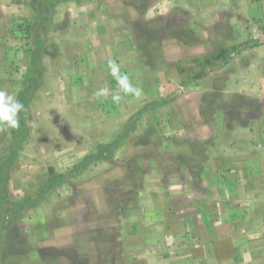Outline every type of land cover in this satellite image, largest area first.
<instances>
[{
  "label": "rangeland",
  "instance_id": "obj_1",
  "mask_svg": "<svg viewBox=\"0 0 264 264\" xmlns=\"http://www.w3.org/2000/svg\"><path fill=\"white\" fill-rule=\"evenodd\" d=\"M243 15H264V0H0V88L27 85L36 35L44 42L42 69L24 97L28 135L9 169L7 200L20 209L14 218L8 204L0 209V264L35 256L43 264H97L93 241L112 227L121 234L145 177L166 184L198 166L188 159L206 148L260 156L261 114L249 112L257 100L230 112L238 95L221 92L248 91L245 66L217 59L221 44L233 51L231 32L253 22ZM108 60L143 90L139 98H93L105 84L116 87ZM203 72L213 89L191 84ZM198 108L208 119L219 113L206 141L189 138ZM11 142L12 130H0V156ZM55 174L68 179L54 184ZM116 196L124 206L118 219L110 213ZM73 251L89 262H74Z\"/></svg>",
  "mask_w": 264,
  "mask_h": 264
},
{
  "label": "crops",
  "instance_id": "obj_2",
  "mask_svg": "<svg viewBox=\"0 0 264 264\" xmlns=\"http://www.w3.org/2000/svg\"><path fill=\"white\" fill-rule=\"evenodd\" d=\"M242 19L253 22L227 37L233 51L220 45L219 51L225 53L220 66L225 62L234 70L245 66L248 91L221 92L231 95L229 99L241 95L243 101L257 100L261 116L254 154L260 156L245 151L230 156L228 150L210 155L206 148L203 155L188 159L198 166L172 173L166 184L154 187L145 177L140 203L122 225L118 264H264V15H243ZM230 56H234L231 62ZM192 83L213 89L206 75ZM190 95L199 105V96ZM196 113L199 122L192 126L189 138H213L219 113L213 114L214 120L205 118L199 108ZM228 182L235 183L231 190ZM28 263L43 264L37 256Z\"/></svg>",
  "mask_w": 264,
  "mask_h": 264
},
{
  "label": "trees",
  "instance_id": "obj_3",
  "mask_svg": "<svg viewBox=\"0 0 264 264\" xmlns=\"http://www.w3.org/2000/svg\"><path fill=\"white\" fill-rule=\"evenodd\" d=\"M43 38L41 35H36L35 42H34V48L31 50L30 54V60H31V69L29 72V75L31 73L30 81H28L27 85L20 91L19 93V99L23 104L25 105V108L28 106V102L25 100V92L31 89L33 86V73L40 74V70L42 69V63H41V52L43 48ZM225 57V53L220 52L219 55H217V59L223 60ZM205 76V73H200L195 78L201 79ZM31 98V97H30ZM30 100V99H29ZM243 97L241 95H238L235 99V101L230 105V112L238 113V111L241 110V106ZM250 115L256 116L261 114V107L256 102L254 105L249 107ZM142 112V111H141ZM141 112L139 114H141ZM244 126H247L245 123H243ZM127 128V127H126ZM28 135V131L26 128L25 123V117L23 113H21L20 118V127L18 130H12V142L10 143V146L7 150V152L4 155L0 156V209L5 205L8 204V209L11 211V218H14L18 209L20 207H17L16 204H13V202H9L7 200V189H8V183H9V169L10 166L17 160L18 153L22 147V144L26 140ZM91 157H86L81 162V167L88 164V161ZM92 159V158H91ZM68 179V174H55L52 178V180L55 182L54 184H60L66 182ZM119 196H116L113 198V201L111 203V216L113 218L118 219L121 215V212L123 210V203L118 198ZM108 231V232H107ZM105 233L106 236L102 237L98 240H94V244L96 246L97 252H98V258H97V264H118V258L122 252V242H121V234L120 231L117 228H110ZM57 256L62 255V253L56 252ZM71 259L74 262H78L79 258H82L83 262L88 263L89 257L85 254H80L78 251H73L72 255H69Z\"/></svg>",
  "mask_w": 264,
  "mask_h": 264
},
{
  "label": "clouds",
  "instance_id": "obj_4",
  "mask_svg": "<svg viewBox=\"0 0 264 264\" xmlns=\"http://www.w3.org/2000/svg\"><path fill=\"white\" fill-rule=\"evenodd\" d=\"M107 69L115 80L116 87L110 88L107 84L93 93V98L111 97L113 103L118 104L122 95L139 98L143 90L131 82L127 72H122L121 67L114 60L107 61ZM20 87L12 91L0 88V130H18L20 127L21 113L26 111L25 105L19 99Z\"/></svg>",
  "mask_w": 264,
  "mask_h": 264
}]
</instances>
